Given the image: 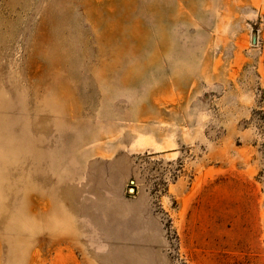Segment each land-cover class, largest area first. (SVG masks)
Returning a JSON list of instances; mask_svg holds the SVG:
<instances>
[{
    "label": "rangeland",
    "instance_id": "rangeland-1",
    "mask_svg": "<svg viewBox=\"0 0 264 264\" xmlns=\"http://www.w3.org/2000/svg\"><path fill=\"white\" fill-rule=\"evenodd\" d=\"M0 264H264V0H0Z\"/></svg>",
    "mask_w": 264,
    "mask_h": 264
},
{
    "label": "water",
    "instance_id": "water-1",
    "mask_svg": "<svg viewBox=\"0 0 264 264\" xmlns=\"http://www.w3.org/2000/svg\"><path fill=\"white\" fill-rule=\"evenodd\" d=\"M256 41V37L255 36H253V42H255Z\"/></svg>",
    "mask_w": 264,
    "mask_h": 264
}]
</instances>
